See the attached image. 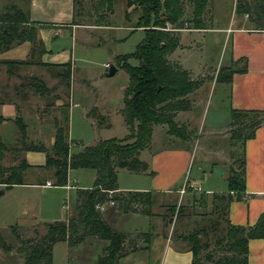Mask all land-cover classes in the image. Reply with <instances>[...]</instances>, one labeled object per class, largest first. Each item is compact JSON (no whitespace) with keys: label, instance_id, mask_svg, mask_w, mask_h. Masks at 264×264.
Segmentation results:
<instances>
[{"label":"trees","instance_id":"1","mask_svg":"<svg viewBox=\"0 0 264 264\" xmlns=\"http://www.w3.org/2000/svg\"><path fill=\"white\" fill-rule=\"evenodd\" d=\"M127 0L128 7L141 8L143 14L138 27H145L146 37L131 54L118 55L117 65L129 74V83L124 97V115L129 134L122 139L110 138L93 145L82 146L72 153L73 141L69 137L70 113L69 102L57 105L58 90L63 89L71 97L72 64L47 63L43 56L47 53L44 40L39 35L46 23L31 19L30 4L22 8L16 3L7 5L0 14V53L23 42L32 44L27 58L22 60H1L9 77L17 76L16 97L27 99L31 93L46 98L45 112L55 107L59 114L53 116L55 139L51 147L42 142L29 140L27 124L23 118L20 105L14 119L19 138L15 144H6L0 139V185L9 188L26 183L28 170L35 166L29 163L25 153L43 151L47 162L38 166L49 171L40 184L52 179V184L64 186L69 181L70 171L78 168L96 170L93 187L79 189L77 215L67 220L44 223V231L35 230L31 237L21 238L17 253L22 257L20 264H53V247L59 241H66L69 246H76L87 237L96 236L107 241L99 264H118V260L129 252L127 241L130 236L115 229L97 209L99 203L114 200L124 205L126 211H139L154 215L153 207L158 201L159 193L152 191L118 192V173L121 169L149 172L147 163L141 160V151L150 146L154 125L167 124L168 132L174 136L187 139L191 134L186 125L176 120L178 112L189 110L193 106L190 94L205 83L203 76L192 77L190 71L179 62L171 61L168 54L179 46V35L169 29L208 28L211 23L205 19L209 0ZM80 0H74L73 24L82 23L83 10H78ZM114 0H97L96 9L103 11L96 25L108 22L113 13ZM82 4V3H81ZM191 9L189 13L188 10ZM236 10L239 15L247 14L256 28L264 29V0H237ZM207 11V12H206ZM255 17H252V16ZM212 19V18H211ZM187 25V26H186ZM138 60L131 64L130 59ZM238 64H241L239 67ZM43 67L57 80L49 86L48 81L39 75L24 73L30 66ZM248 70V60L240 58L229 66H222L217 73V81L231 83L233 75ZM48 110V111H46ZM264 125V110H231V138L243 144L255 137L256 131ZM12 145V164H6L7 152ZM240 168H231L228 182L229 191L209 194L201 192L199 198L194 189L186 185V192L191 195L187 201L179 203V196L166 206L164 218L166 225L173 224L175 215L189 218L192 228L182 233L193 253L192 264H249V241L264 238V212L257 223L250 227L235 225L229 218L230 204L234 200H243L257 194H246L245 160L241 158ZM152 173V171L150 172ZM110 191H114L110 194ZM193 192V193H192ZM186 198V197H185ZM204 210H199L198 208ZM217 247H224L231 254L218 258L215 251L202 255L210 248L212 241ZM0 246L11 251L12 246L5 241L0 229ZM17 256V255H15Z\"/></svg>","mask_w":264,"mask_h":264},{"label":"crops","instance_id":"2","mask_svg":"<svg viewBox=\"0 0 264 264\" xmlns=\"http://www.w3.org/2000/svg\"><path fill=\"white\" fill-rule=\"evenodd\" d=\"M16 4L22 8H27L30 4L31 19L33 21L46 23V25L39 30V35L44 40L48 50L43 56V61L54 64L71 62L72 64L71 97L68 98L63 89L60 88L58 90L60 96L56 99V104L60 105L64 101L69 102V137L73 141V146H79L78 149H73V146H71V152H77L81 148L78 141H75L73 138L75 136L74 109L80 104L75 98V87H73L77 59L75 58L76 56L74 57L72 48L61 47L57 42L61 38V35L69 32L74 33V31L79 28L93 29L95 27H106L107 25L73 24L74 0H28L26 5L24 0H18ZM209 4L213 6V10L211 11V22H213L215 21L214 0H209ZM252 24L253 23L250 22L249 19H244L240 16V19L233 27L228 26L223 29V32L226 31V40L228 41L227 50H229V55L226 61L219 64L216 69L219 70L222 66H229L240 58H246L248 60V70L244 73H235L231 83L218 82V70L214 78L210 80L209 83L211 85L215 83L214 92L218 90L219 96L222 99L219 111H221L223 119L221 122L216 121L210 125L208 128L209 134H221L227 130L231 122V110L233 108L264 110V29L256 28L252 26ZM214 29L217 30L218 28L208 25V28L204 29H180V44L168 55V58L181 63L183 67L190 71L193 78L203 75V69L205 67L207 68V66H202L197 71H194V69L185 64L182 55L186 51H191L192 48L185 45L184 40L194 35H199L201 37V35L205 33L207 34L210 31L213 32ZM31 48L32 44L29 41L23 42L0 53V59H25L28 57ZM117 68L119 70V67ZM24 73H31L32 75L36 74L44 77L48 81L49 86L57 82L52 75L47 73V71L40 66H30L27 70L23 71V74ZM19 81L20 79L17 76L9 77L6 72V67L0 64V139L6 144H15L18 141L19 131L14 121L18 113L17 103V105H20L23 118L28 126L27 132L29 140L35 142L44 141L43 136L48 130L51 144H44L47 147H51L55 139L56 129L53 122L48 121V117H50L51 114L53 116L59 114V111L53 107L52 111L49 113L45 112L44 114L43 111L45 109L46 98L38 94L31 93V96L27 99L17 98L16 85ZM205 83L190 94V97L193 99V106L189 110L178 112L176 116V119H178L177 121L183 120L184 122L187 113H191L196 105H203L204 99L200 98L201 100H199V97L202 88L207 87ZM194 94H197V97H193ZM12 98L16 103L9 100ZM84 107L82 120L87 128L89 127V129L93 130V133H96V143L103 139H122L129 134V126L122 114L124 97L122 104L119 105L116 111L118 122L123 130L125 129V135L123 137L117 135L107 137L103 135V133L113 125L108 119L109 110L103 112L104 110L101 109V106L95 103ZM13 122L15 124V130L12 139L10 141L4 140L1 127ZM158 126L159 124L154 125L150 146L141 151L140 154L141 160L149 166V172L125 169L131 173L129 175H136L134 176V180H131L130 183L125 185H121L119 182L118 173V192L120 193L127 191H152L159 193V199L153 207L155 214L147 215L139 211H126L124 205L119 202L115 203L113 206L107 207V209L103 211L107 221L118 231L128 234L131 239V241H127L126 243L129 252L118 260V264H192L193 253L187 241L184 240L182 234H175L172 223L166 225L163 216L166 212V206L173 200L174 195L179 196V203L189 195L188 192L181 194V190L186 185L192 187L194 191L197 189L198 191L207 192L209 194L229 191L228 177L231 171V162H229V160H221L219 162L221 164L220 166L225 168L226 171L221 177L215 179L213 171L209 169V163L212 161L211 158H208L209 156H213V154L204 155V160L198 164V170L194 178H184L185 181L181 182L186 172L189 170L193 159L191 148L188 145L182 147L159 148L157 146L156 137ZM230 142L234 148L232 154L236 156L240 153V156L242 155L245 160L246 194H257V196H252L243 200H234L230 204L229 218L232 224L250 227L257 223L260 215L264 212V125L260 126L256 131L255 137L248 139L245 144H243L242 141L233 140L231 134ZM154 146L157 147L154 148ZM236 150L238 151L237 154ZM31 152L32 151H28L25 153L29 163L35 166L30 170L37 169L46 174L44 178L48 177L49 171L38 167L43 164L38 165L31 162ZM82 170L89 171V174L93 177V181L84 187L80 184L69 185L71 176L81 175L79 173ZM151 171L152 173H150ZM29 175L28 172L26 183L14 186L41 187L43 192L46 193L45 195L47 198L44 202V210H42L40 214H44V216L52 220L50 222H53L67 220L77 215L79 202L78 191L81 188L86 189L93 187L96 179V170L92 168L73 169L70 171L68 183L64 186H57L54 184L48 185L47 182H52V179H48L45 183L40 184L39 180L41 179H28ZM140 175H144V184L143 182L139 184L134 182L136 181L135 179H138L137 176ZM62 187H67L68 189L76 188L77 190L76 204L74 208L67 205L68 209L65 211L66 215L63 211V206H65L64 202L67 203L68 200H62L60 189ZM46 222L34 220L28 237L33 236L37 228L40 229L41 232L44 231V223ZM106 245L107 241L96 236L87 237L84 242L76 246H69L66 241H59L53 247V264H99V258L103 255ZM16 255V260L14 262L3 263L0 261V264H20L22 262V257L18 253H16ZM249 264H264V238H255L249 241Z\"/></svg>","mask_w":264,"mask_h":264},{"label":"rangeland","instance_id":"3","mask_svg":"<svg viewBox=\"0 0 264 264\" xmlns=\"http://www.w3.org/2000/svg\"><path fill=\"white\" fill-rule=\"evenodd\" d=\"M17 1L0 0V14L6 5L14 4ZM80 1L82 4L80 3L77 7L78 10H83L84 16L81 17L82 23L95 24L96 21L100 20L103 11L95 8L97 0ZM24 3L26 5L28 0H24ZM214 3L215 21L211 22V11L213 10L211 4L208 5V14L205 15V19L211 23V27L218 29H214L213 32L210 31L207 34L205 33L201 37L194 35L184 40V44L192 48L191 51H186L182 55L185 64L194 69V71H197L202 66H207V68L205 67L203 69V75L195 78L199 79L203 76L206 82L205 86L207 87L202 88L199 97V100L204 99L203 105H196L191 113L189 112L185 115L186 120L184 122L181 120L183 123L179 121L187 126L188 132H191V134L187 139L174 136L168 132L167 124H159L156 131L157 146L159 148L182 147L186 145L191 148L193 159L189 170L181 182L185 181L184 178L189 179L190 177H195L198 164L204 160L203 157L207 154H213V156H209L208 158H211L212 162L209 163V169L213 171L215 179L221 177L226 171L225 168L220 166L221 164L219 162L221 160H229L231 162L230 169L234 167L239 169V165L241 164L240 160L242 155L240 156V153L236 156L232 154L234 148L230 142L231 122L224 133L214 135L208 133V128L213 122H221L223 119L222 113L219 111V106L222 104L219 91L214 92L215 83L211 85L209 82L214 78L218 70L216 67L222 62H225L229 55L226 31L223 32V29L228 26L233 27L240 19V16L244 19H249V16L247 14L239 15L237 13V0L236 2L235 0H214ZM187 4L189 5L188 0ZM188 12H191L190 8ZM142 14L143 10L141 8L133 9L132 7H128L127 0H114L113 13L109 15L108 22L102 24L107 25L106 27H95L93 29L79 28L74 33L69 32L61 35V38L57 42L61 47L72 48L74 57L76 56L75 58L77 59L73 87H75V98L80 104L74 109L75 136L73 138L75 141H78L81 147L93 145L97 141L96 133H93V130L89 129V127L87 128L82 120L84 106L92 105L93 103L101 106V109L104 110L103 112L109 110L108 119L113 125L103 135L107 137L112 135L123 137L125 135V129L123 130L119 124L116 111L119 105L122 104L123 97H125L126 88L129 83V74L122 67H119V70L113 76H109V72L112 65L118 67V61L116 59L118 55L133 53L145 39V27H138V21ZM252 17L255 16L253 15ZM168 26L173 33L180 35V29H174L171 25ZM252 26H255V24H252ZM174 62L177 61L174 60ZM107 63L109 64V68L106 67ZM130 63L136 65L138 64V60L131 58ZM238 66L240 67L241 64H238ZM194 96L197 97V94H194ZM191 100L193 102L192 98ZM51 115L48 117V121L50 122H52L53 116ZM1 130L4 134V140L10 141L15 130L14 122L1 127ZM43 138V143L46 145L51 144L48 130ZM157 146H154V148ZM78 147L73 146V149H78ZM12 152V145H10V150L6 153V164L13 163V160H11ZM237 153L238 151L236 150ZM30 160L32 163L45 165L47 156L43 151H32ZM28 172L30 174L28 179H42L46 175L37 169L28 170ZM79 174L81 175L71 176L69 185L80 184L84 187L93 181V177L89 174V171L82 170ZM129 174L131 173L125 169L119 170V182L121 185L128 184L131 180H134V176L136 175L132 176ZM143 176H137L138 179H135L136 181L134 182L138 184L143 182L144 184L145 179ZM60 189L62 200H68L67 203L64 202L65 206H63V211L66 215L67 205L74 208L76 204L77 190L76 188L68 189L67 187ZM45 194L42 188L38 186H14L12 188H5L4 185H0V229L5 241L12 246L11 251H6L0 246V253L2 254L3 252L4 254H0V261L3 263L14 262L16 260L15 255L18 251L20 239L30 235L31 225L34 220L42 222L52 221L44 216V214H40L44 210V202L47 198ZM193 194H196L197 198H199L201 191L195 189ZM187 198H191V195H187L185 201H187ZM199 210L204 209L199 208ZM172 225L175 234H182L193 227L189 218H186L184 215L178 216L177 214ZM210 251H215L217 258L223 254H231L224 245L222 248H218L214 240L210 248L205 249L202 255L204 256Z\"/></svg>","mask_w":264,"mask_h":264},{"label":"built area","instance_id":"4","mask_svg":"<svg viewBox=\"0 0 264 264\" xmlns=\"http://www.w3.org/2000/svg\"><path fill=\"white\" fill-rule=\"evenodd\" d=\"M106 67L109 68V64L107 63L106 64ZM48 185H52V182L48 181L47 182ZM114 191H110V194H113ZM186 192V186L181 190V194H184ZM115 205V201L114 200H110V201H107L105 203H99L97 205V209L101 210L102 212L105 211L107 209V207L109 206H113Z\"/></svg>","mask_w":264,"mask_h":264},{"label":"water","instance_id":"5","mask_svg":"<svg viewBox=\"0 0 264 264\" xmlns=\"http://www.w3.org/2000/svg\"><path fill=\"white\" fill-rule=\"evenodd\" d=\"M117 70H118L117 66L112 65L111 68H110L109 76L115 75V73L117 72Z\"/></svg>","mask_w":264,"mask_h":264}]
</instances>
